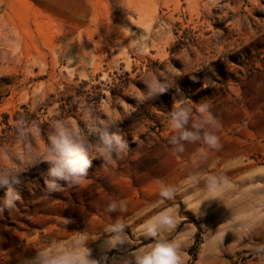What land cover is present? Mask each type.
<instances>
[{"label": "rangeland", "instance_id": "374dc122", "mask_svg": "<svg viewBox=\"0 0 264 264\" xmlns=\"http://www.w3.org/2000/svg\"><path fill=\"white\" fill-rule=\"evenodd\" d=\"M149 78L167 90L150 96ZM177 103L190 123L209 105L216 148L170 142ZM57 123L90 157L103 128L129 151L92 158L80 185L50 193ZM0 169L18 173L21 196L0 214V264H25L76 232L95 238L101 264H120L149 246L139 230L163 210L175 226L158 238L180 242L183 264H264V0H0ZM209 176L223 182L210 191ZM110 200L126 211L108 213ZM117 218L132 242L107 250L103 228Z\"/></svg>", "mask_w": 264, "mask_h": 264}, {"label": "clouds", "instance_id": "9594fccd", "mask_svg": "<svg viewBox=\"0 0 264 264\" xmlns=\"http://www.w3.org/2000/svg\"><path fill=\"white\" fill-rule=\"evenodd\" d=\"M145 91L152 97L167 90L159 80L151 78L145 80ZM198 119L190 123L191 109L180 104H174L173 110L168 116L166 126L171 132V143L178 144L179 141L194 142L202 140L209 148L218 146V124L214 119L209 105L200 103L195 106ZM54 134L48 137V148L46 151L48 164L45 188L48 192H59L62 184L80 185L87 175L92 158H102L104 163H112L113 159H123L129 151L128 142L117 132H110L108 128L99 130L100 144L94 153L81 143L74 129L63 123L54 126ZM179 151H183L180 146ZM201 155L205 153L201 152ZM18 182V173L11 169H0V188L5 189V194L0 199V214L5 209L12 211L20 201V194L13 188ZM222 178L216 176L207 177L208 189L214 190ZM159 195L165 199H171L174 189L170 186L161 185ZM106 211L123 213L126 206L123 200H110L106 204ZM175 226V218L171 210H163L151 217L140 228V235L152 241L147 247L135 248L129 257H125L120 264H183L180 255V242L176 240L159 239L162 230H170ZM127 224L120 218L104 226L103 232L107 234L103 247L107 250L116 248L125 242L131 243L129 234L125 231ZM89 237L84 232H76L66 244L49 245L45 248H37L36 255L25 261V264H101V261L93 258L91 249L87 246ZM95 239V238H91ZM106 259V257H105Z\"/></svg>", "mask_w": 264, "mask_h": 264}]
</instances>
